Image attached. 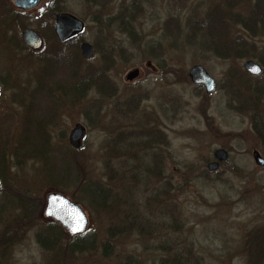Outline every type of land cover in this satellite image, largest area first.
I'll list each match as a JSON object with an SVG mask.
<instances>
[{
    "label": "rangeland",
    "instance_id": "374dc122",
    "mask_svg": "<svg viewBox=\"0 0 264 264\" xmlns=\"http://www.w3.org/2000/svg\"><path fill=\"white\" fill-rule=\"evenodd\" d=\"M4 1L11 17L0 23V264H264V167L251 156L264 158V29L238 24L251 0H44L29 12ZM54 10L83 21V32L59 44ZM207 10L223 11L225 29L256 51L222 57L189 45L187 19ZM166 23L180 31L168 35ZM25 29L42 36L39 52L22 43ZM82 42L94 48L90 60L80 56ZM49 51L67 65L61 75L45 69ZM247 60L262 66L260 75L245 72ZM197 64L214 79L211 93L188 78ZM95 69L106 85L83 76ZM134 70L138 77L126 81ZM44 74L45 91L49 78L61 87L40 101L38 123L44 112L34 91ZM76 126L83 136L74 147ZM218 148L229 160L209 172ZM50 193L85 211L80 236L90 250L65 249L75 236L44 217ZM50 229L56 241L47 250L40 235Z\"/></svg>",
    "mask_w": 264,
    "mask_h": 264
},
{
    "label": "trees",
    "instance_id": "16d2710c",
    "mask_svg": "<svg viewBox=\"0 0 264 264\" xmlns=\"http://www.w3.org/2000/svg\"><path fill=\"white\" fill-rule=\"evenodd\" d=\"M225 1L227 3V0H225ZM251 2L253 5V9L249 12V14L243 20L240 21L237 14H235L232 17H233V19L235 18V20L240 21L238 23L239 25L242 26V24H243L244 26H248V27H244L245 29H247L248 32H250V31L255 32L256 31L255 29H257V27H261L264 29V4H263V1L260 2V0H251ZM133 6L134 7H132V5H131V7H130V8H132V10H135L136 8L138 9V6L136 3L133 4ZM3 7L8 8L5 1L0 0V23L6 22L11 17V16H8V14H7L8 11H4ZM60 11L61 10H58V11L54 10V11H52V13L53 14L59 13ZM226 16L227 15H225V13L223 11L222 12H216V11L211 12V10H207L201 18H198V19H189L188 18L187 24H186L187 34L184 36L186 42L189 45L194 44V45H197L199 47H203L205 49H208L212 52H216L218 55H220L222 57L230 55V54L231 55L236 54V56H240L241 58L249 57L251 55V53L256 51V49H257L256 43L253 42L252 44H250L246 48L241 47L240 45H242V43H243V40H242L243 37L240 36V34H236V35H234L235 36L234 37L230 34V32H228V30L225 29L226 28L225 24L222 21L224 20V18ZM166 24H167L166 25V28H167L166 31H167L168 35H172V33L177 34L180 31L178 25H176L175 27L172 25V28H171L170 24H168V23H166ZM242 28H243V26H242ZM251 50L253 52H250ZM49 52H48V54H46L44 56L46 63H47V61L49 63L48 65H46L45 69H49V66L52 65V66L60 69L58 71V73L61 75L62 69L66 68L67 65L64 62H62V59L60 57L61 55L58 52H55L54 54H52L51 52L49 54ZM261 56L262 55H260V57H258V62L262 66H264V59H262ZM95 70L96 71H93V72L92 71L87 72L83 76L92 80V81H95V83L98 85L103 84V83H104V85H106V81H105V78L103 75L104 71L99 70V69H95ZM46 78H48V76H46V74H44V76L41 75V79H39L40 80L39 86L34 91V93L37 92L39 94V105L41 103L40 101L45 99V97L47 96L46 93H48V95H49L50 91L52 92V90L54 89L55 86H57L58 88L61 87V86H58L59 85L58 81H56L55 79L51 80L49 78V81H52L51 88H50V90L45 91L46 86H47L45 84V82L48 81V79H46ZM104 85H103V87H104ZM259 87L260 86H257L254 88L256 92L260 91ZM44 103L45 102H43V104ZM41 109L43 110L44 114L40 115L41 110H39L38 115L35 118L37 122L40 120L39 118H41L42 122L45 121V110L46 109H44L43 106H41ZM25 112H26V110H25ZM25 115H27V114L25 113ZM29 116L30 115L26 116V122L24 119V124L30 123L31 120L29 119L30 118ZM35 119H33V120H35ZM36 137L41 142V130H40V132L36 133ZM22 140L23 141L25 140V137L23 138V135H22ZM43 148H45V146H43V143H41V149H43ZM34 150H36V149H32L31 152ZM0 166L1 167L5 166L3 163V156H1V158H0ZM233 169L235 170L236 168L233 167ZM53 170H54V167H53ZM62 172L64 174L67 173V171H64V170H62ZM52 174H55V172L52 171ZM2 184H3V181L1 180L0 187L2 186ZM91 194H95V192H91ZM104 197H106V196H104ZM24 208L31 209L30 206H26V204L24 205ZM52 233H54V230L50 229L49 231L47 230L45 232V234L40 235L41 239L44 240V242L42 244L47 250L50 248L51 245H54V243L56 241V239H54L56 235H52ZM5 234H6V232L1 233V231H0V237L5 236ZM82 238H83V236H77V237L73 238L71 240V242H69L65 245V249L66 250L68 249L70 252H82V251L90 250L91 246L89 245V241L83 243ZM188 261L189 260L181 259V257L180 258L174 257L171 260V262L168 264H189Z\"/></svg>",
    "mask_w": 264,
    "mask_h": 264
},
{
    "label": "water",
    "instance_id": "95a60500",
    "mask_svg": "<svg viewBox=\"0 0 264 264\" xmlns=\"http://www.w3.org/2000/svg\"><path fill=\"white\" fill-rule=\"evenodd\" d=\"M18 10L29 11L36 8L43 0H11ZM84 23L75 16L68 13H59L55 16L54 35L57 40L64 43L82 33ZM21 40L25 47L33 52L39 51L43 46L41 36L33 30H25L21 33ZM81 58L90 60L93 57V47L84 42L79 46ZM245 72L251 76H258L262 72L261 66L247 60L243 64ZM188 78L194 86L203 87L205 93H211L215 89L214 79L207 73L202 65H193L188 70ZM138 77V70L131 71L126 76V81H132ZM83 136V129L76 126L70 133V143L77 147ZM256 166L263 167L264 159L258 151L251 154ZM214 162L209 163L207 169L210 172L217 170L219 163L226 162L228 153L223 149H216L213 152ZM1 182V181H0ZM44 216L55 221L62 229L70 235L81 234L88 225L87 217L81 207L70 199L59 193H50L45 198L43 207Z\"/></svg>",
    "mask_w": 264,
    "mask_h": 264
}]
</instances>
